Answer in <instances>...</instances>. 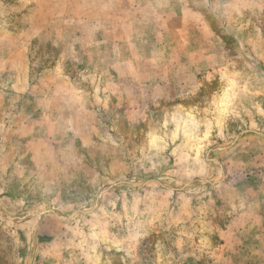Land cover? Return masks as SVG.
Instances as JSON below:
<instances>
[{
	"label": "rangeland",
	"instance_id": "obj_1",
	"mask_svg": "<svg viewBox=\"0 0 264 264\" xmlns=\"http://www.w3.org/2000/svg\"><path fill=\"white\" fill-rule=\"evenodd\" d=\"M0 264H264V0H0Z\"/></svg>",
	"mask_w": 264,
	"mask_h": 264
},
{
	"label": "crops",
	"instance_id": "obj_2",
	"mask_svg": "<svg viewBox=\"0 0 264 264\" xmlns=\"http://www.w3.org/2000/svg\"><path fill=\"white\" fill-rule=\"evenodd\" d=\"M142 66V63H141V65H139L138 63L136 64V67L139 69V70H143V67H141ZM141 67V68H140Z\"/></svg>",
	"mask_w": 264,
	"mask_h": 264
}]
</instances>
